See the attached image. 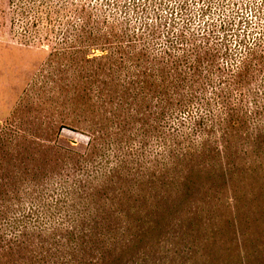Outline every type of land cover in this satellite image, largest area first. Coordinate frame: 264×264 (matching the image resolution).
<instances>
[{"label": "trees", "instance_id": "trees-1", "mask_svg": "<svg viewBox=\"0 0 264 264\" xmlns=\"http://www.w3.org/2000/svg\"><path fill=\"white\" fill-rule=\"evenodd\" d=\"M148 1L8 0L12 23L62 45L41 47L68 58L64 95L89 104L92 120L84 150H63L50 174L11 164L0 193V264H82L114 243L104 215L122 212L123 192L145 185L140 177L164 185L187 167L264 159V0L245 7L259 26L234 1L230 15L198 28L176 27ZM213 1H197L202 20ZM8 125L0 141L14 151Z\"/></svg>", "mask_w": 264, "mask_h": 264}, {"label": "rangeland", "instance_id": "rangeland-1", "mask_svg": "<svg viewBox=\"0 0 264 264\" xmlns=\"http://www.w3.org/2000/svg\"><path fill=\"white\" fill-rule=\"evenodd\" d=\"M183 1L181 10L180 0H149L146 5L153 13L157 4L176 27L187 22L198 28L211 18L230 15V3L238 1L235 11L243 6L252 25L259 26V14L245 9L253 0H214L203 20L198 0ZM7 5L8 0H0V123L13 124L8 127L17 133L19 144L11 151L8 142L0 141L2 198L12 163L22 169L48 166L49 173L56 168L50 165H61L63 150H84L92 120L89 104L64 95L68 58L54 57L41 47L62 45L53 37L25 32L17 20L12 23ZM58 78L63 79L62 88L54 87ZM141 178L145 185L123 192L122 212L116 206L117 212L104 215L117 232L114 243L84 255L82 264H264V159L240 154L221 170L187 167L164 185L155 177L156 183Z\"/></svg>", "mask_w": 264, "mask_h": 264}]
</instances>
